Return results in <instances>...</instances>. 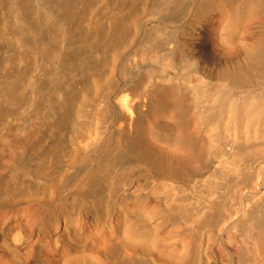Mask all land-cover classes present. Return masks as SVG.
<instances>
[{"label": "bare ground", "instance_id": "6f19581e", "mask_svg": "<svg viewBox=\"0 0 264 264\" xmlns=\"http://www.w3.org/2000/svg\"><path fill=\"white\" fill-rule=\"evenodd\" d=\"M34 1L36 18L31 21L26 0H10L13 21L28 30L25 45L30 51L44 57L53 53L51 38L38 42L35 36L48 15L64 27L66 41L57 54L62 56L66 79L71 77V61L64 57L68 49H81L83 55L96 52L93 58L78 57V63L73 62L74 70L84 73L75 83L80 99L73 108L79 114L73 121V145L85 156L91 150L109 153L116 168L127 164L137 168H132L117 196L108 191L99 196L103 199L100 203L89 174L77 192L82 198V220H65L61 215L49 218V207L39 206L38 220H30L31 227L18 220L0 224V264H53L56 256L47 255L51 236L62 245L60 253L81 250L94 264H158L144 245L150 238L151 222L158 219L162 220L159 240L173 232L187 240L188 255L178 264L193 260L198 264H237L238 260L240 264H264V166L252 173L251 163L246 161H264V0H97L105 10L96 20L86 13L92 0ZM2 3L0 0V9ZM183 10L190 17L172 29V21L189 15ZM223 10L228 34L216 37L217 50L214 32ZM160 26L168 31L166 43L175 42V49L164 53L167 59L152 50L157 42L154 31ZM0 37L5 47L15 39L1 11ZM127 40L133 45L130 49ZM143 41L149 47H144ZM11 56L0 59L1 104L14 101V80L9 81L2 72ZM144 60L154 67L142 72ZM23 80L19 75L16 84ZM26 80L31 84L33 75L28 74ZM89 82L95 86L93 94L84 88ZM117 88L121 93L114 99ZM70 97L65 95L64 101ZM102 100L105 104L100 106ZM169 108L172 117L161 115ZM5 112L2 105L0 113ZM107 117L111 120L108 130L104 127ZM63 118L57 119L60 127L68 121ZM139 120L150 133L149 142L133 137ZM84 129L88 137L81 141L78 136ZM107 132L109 140H105ZM27 142L12 138L0 143V202L12 183L25 180L27 168L31 172L37 167L22 161V151L28 153L27 158L32 153ZM172 147L185 156L172 155ZM235 160L238 165L231 164L235 167L227 170L226 164ZM188 161L201 163L192 169ZM164 162L171 164L168 169ZM9 172L14 173L11 184ZM33 174L39 183L41 175ZM22 183L17 184L21 187ZM231 183L237 188L239 205L236 214L222 220L220 227L231 229L237 238L239 259L224 247V254L219 255L213 243L200 252L193 239L202 218L221 208L220 201ZM121 199L133 211L142 202L153 204L154 213L146 218L131 214V220L122 223L123 234L118 240L110 217L117 213ZM126 226L131 230L129 237ZM245 227L249 230L246 236ZM216 244L222 246L220 241ZM251 244L254 251L248 252ZM28 245L31 249L23 251Z\"/></svg>", "mask_w": 264, "mask_h": 264}, {"label": "rangeland", "instance_id": "374dc122", "mask_svg": "<svg viewBox=\"0 0 264 264\" xmlns=\"http://www.w3.org/2000/svg\"><path fill=\"white\" fill-rule=\"evenodd\" d=\"M95 1L96 2L92 0V2H90V5L86 9V13L88 17L96 20L103 14L105 5L102 1ZM33 2L35 1L26 0L29 7V14L27 17L31 21H34L36 18V9L34 8ZM184 2L187 3V0H183V3ZM0 11L4 13L8 19L9 31L15 35V39H13L7 47L2 45V38L0 37V59H8L7 56H11L12 54L11 60L7 63L6 67L2 69V72L3 75L8 77L9 81L14 80L13 85L15 88L12 91L14 101L11 103L5 101L2 104L0 103V108L4 105L6 109L4 115L0 113V143L4 144L5 141L12 138L25 140V142L28 141L27 143L30 148L32 145V148L28 150V152L31 151L32 153L31 156L27 158L28 153L22 151L21 154L26 155V158L25 155L22 156L24 157L22 161L26 164L28 162L31 164L34 163L33 165L37 166L31 169V172L30 169L27 168L29 171L24 176V178L26 177L25 180L20 181L17 179V182L12 184L11 182H13L14 178L11 177H13L14 173H11L13 171L9 172L10 174L8 173L11 185L9 184L10 186H7V192L2 196L4 199L2 200L1 198L0 224L4 223L6 220H18L27 224L28 227H31L32 222L30 220H38L37 210L39 206L49 207V212H47L49 213V218H56L57 215H61L65 220H82L85 216L82 207V198L77 192L89 174L93 176L94 185L92 189L97 195V200L100 203L103 199H100L99 196H102V194L108 191L111 196H117L118 193L125 188V180L132 168H137L136 164L133 166L127 164L122 168H116L115 165L109 161V153H98L95 150H91L87 153L85 152L88 154L85 156L83 153L84 151L77 150V147L73 145L72 136L75 129L73 121L79 116L74 109L80 99V88L79 86L76 87L75 83L79 76L83 77L84 75L82 71L77 73L78 71L74 70L75 65L73 62H77L75 59L78 57V59H87L89 56H95L96 52L91 50L92 52L90 51V53L88 52V54L83 55L81 49L77 51L68 49L64 53V57H67L69 62L71 61L69 66L71 67V77L66 79L61 70L63 68L61 66L63 62L61 59L62 56L60 57L57 54V52L64 48L63 46L66 41L64 27L58 26L54 19L52 20L46 15L45 20L48 19V21H44L41 26V31L36 30L35 34L37 39L35 40L38 42L41 41V39L51 38L50 50L53 53L44 57V55L37 54L35 51H30L26 47L25 43L29 40L28 30L21 29V27L13 21L10 0H3ZM224 11L226 10L220 12L215 26L213 45L217 50L218 45L216 44V37H223L228 34L224 26L225 23H223L225 18ZM183 12L185 11L183 10ZM148 16L149 15L146 17ZM188 17H190V14L183 17L178 22L172 21L171 28L174 29L178 27V24H184ZM174 22L176 23L173 26ZM166 32L168 31L163 29L162 26L157 27L154 31L156 36L155 39L157 40L155 46L152 48L154 52L164 54L170 49H175V42L173 40L166 43ZM125 44L126 46L128 45V49L133 46L132 43L130 44V41L128 43L125 42ZM125 44L124 47L126 48ZM143 46L149 47V43L143 41ZM79 55H82V57ZM167 57L168 55L164 54V59H167ZM142 62V72H146L149 68L154 67L153 64H149V61L144 60ZM28 74L33 75V82L36 81V83L32 82L30 84L27 82L26 77H28ZM105 74H107V72L105 73L103 71V75ZM19 75H22L24 80L17 85L16 82ZM84 88L87 90V93H94L95 86L92 85L91 82L86 83ZM120 93L119 88H117L113 94V98L115 99L116 95L118 97ZM65 95H71L70 101H64ZM104 104L105 100L99 102L100 106ZM51 105L53 106L50 107ZM71 108L74 109L72 110ZM165 114L169 118L173 116L170 108L166 112H161V115ZM61 116L69 121L63 118L66 122L62 127L57 124V119L61 118ZM104 127H106V130L111 128V120L108 117L105 119ZM106 136L107 138L105 140H109L108 132ZM87 137L84 129L79 134L78 139L85 141ZM133 137L142 142L150 141V133L144 127L143 121H137ZM172 155L180 158L185 156L182 150H175L173 147ZM6 161L7 159L5 162ZM246 161H248L249 164L251 163L249 171L252 173L264 166V161L261 158L256 160H251L249 158ZM188 162L192 169H196L201 163V161ZM237 163L238 160H235L230 164H226V166H228L226 169L228 170L229 167L231 168V166L233 167ZM162 165L164 168L168 169L171 164L169 162H164ZM175 167L174 161L172 160V169ZM143 171L144 170H140V173H143ZM230 171L238 172L234 169H230ZM33 172H37V174L41 175L39 183H36L37 179ZM18 182L24 183L20 184L21 187H19V184H17ZM110 183H112V186H109ZM99 190L101 192H99ZM7 199H10V201ZM219 205L221 206L219 210H215L211 214H206V216L202 218L203 223L193 233L194 243L197 245L200 252H203L208 244L213 243L219 255L224 254V247L230 255L239 259L238 252L240 251V245L237 238L232 233L231 229H221L220 227V222L222 220L231 219L237 212L239 201L237 188H235L234 183H231L227 188ZM116 209L117 213L112 214L110 220H112V224L115 225L114 228L116 227V238L118 240L120 239L119 235L123 234V230H121L122 223H128L129 220H131V214H138L146 218L147 215L154 213L153 204L142 202L141 205L138 206V210L133 211L124 199L120 200ZM160 221L162 220L158 219L151 222L152 230L150 238L144 242V245L154 253L158 264L182 263L188 255L187 240L185 238L183 240L181 238L182 236L180 237L177 232L169 234L166 240H159L157 237L159 235ZM178 229L179 228H177V230ZM130 231L131 230L126 226L125 234L127 237L132 235ZM244 233L245 236L249 235L247 227H245ZM217 241H220L222 246H217ZM61 248L62 245L57 238L51 236L47 242V255L56 256L53 264H94L93 259L88 257V255L81 250L71 251L65 249L63 253H60ZM30 249L31 245H28L23 251H28ZM251 250L254 251L253 244L250 245L248 252ZM250 257L251 254L246 257V261H248ZM236 263L240 264V261L238 260ZM190 264L198 263L196 260H193Z\"/></svg>", "mask_w": 264, "mask_h": 264}]
</instances>
